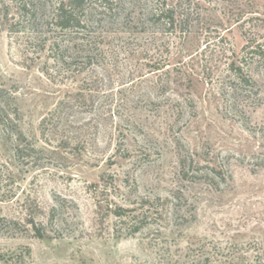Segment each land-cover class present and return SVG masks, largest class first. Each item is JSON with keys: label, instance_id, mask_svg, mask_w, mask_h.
<instances>
[{"label": "rangeland", "instance_id": "obj_1", "mask_svg": "<svg viewBox=\"0 0 264 264\" xmlns=\"http://www.w3.org/2000/svg\"><path fill=\"white\" fill-rule=\"evenodd\" d=\"M59 1L0 0V264H264V0Z\"/></svg>", "mask_w": 264, "mask_h": 264}, {"label": "trees", "instance_id": "obj_2", "mask_svg": "<svg viewBox=\"0 0 264 264\" xmlns=\"http://www.w3.org/2000/svg\"><path fill=\"white\" fill-rule=\"evenodd\" d=\"M92 0H67L65 2L59 1L53 9L52 21L56 28L59 30L70 31L75 29H80L85 27L87 12V2ZM167 0H162L160 9L154 12L151 17L156 19H162L167 24L172 25L175 20V13L173 8L166 5ZM94 4L109 3L110 0H93ZM239 68L236 67V70ZM243 82H245L243 80ZM30 152H33V148H30ZM125 209L118 207L115 210V216L121 218ZM0 221H4L0 218ZM139 229V228H138ZM138 229H135L136 232ZM36 234L38 238H42L43 235L40 233L39 229H36Z\"/></svg>", "mask_w": 264, "mask_h": 264}]
</instances>
